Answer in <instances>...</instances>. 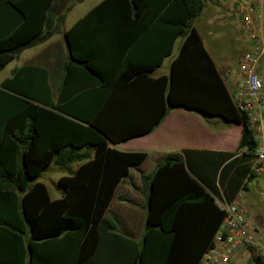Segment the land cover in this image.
<instances>
[{"label": "trees", "instance_id": "1", "mask_svg": "<svg viewBox=\"0 0 264 264\" xmlns=\"http://www.w3.org/2000/svg\"><path fill=\"white\" fill-rule=\"evenodd\" d=\"M0 1L18 17L0 37L2 71L52 35L43 30L55 0ZM205 3L104 0L64 34L67 57L55 99L47 71L36 66L20 67L1 83L0 264L199 263L225 213L214 202L217 191L210 194L181 154H167L142 176L147 207L140 242L117 233L105 212L128 169L147 156L113 146L149 134L174 109L244 126L238 149L246 152L226 184L227 201L254 179L247 117L193 26ZM178 39L169 76L152 77ZM74 163L77 169L58 180L61 197L51 200L37 179L52 164Z\"/></svg>", "mask_w": 264, "mask_h": 264}, {"label": "crops", "instance_id": "2", "mask_svg": "<svg viewBox=\"0 0 264 264\" xmlns=\"http://www.w3.org/2000/svg\"><path fill=\"white\" fill-rule=\"evenodd\" d=\"M102 1L104 0H55L52 3L51 10L47 13V22L43 30L44 33L48 31L51 32L52 35L45 42L23 50L10 61L4 69L0 71V75L17 59L20 58L22 63L13 69L9 75L0 78V85L5 79L10 78L13 72L18 68L27 65L36 66L47 71L48 83L52 88L53 98L55 99L56 88L62 77L63 66L67 57L64 34L70 30L79 19L84 17L92 8ZM234 1L235 0H206L204 11H206V15L209 16V18L206 22L200 24L194 23L200 16L193 21V26L200 35L203 46L209 56L210 53L203 41L199 28L202 29L208 24L215 23L217 16H220V14L221 25L226 24V22H224V15L228 14V11L230 12L231 10L230 18H233L231 24L239 30L236 19H234ZM219 11L222 13H219ZM59 16H62L63 19L59 25V29L55 30L57 18ZM17 23L18 17L10 11L5 2L0 1V37L8 35ZM179 40L178 53L182 43L181 39L176 40L172 55L166 58L162 65L152 73V77L169 76L171 61L177 55L174 49ZM37 48L38 50L34 53H26L29 49ZM245 50L246 45L244 44V50H242V52ZM242 52H240V54ZM212 61L230 92L236 81L235 77L228 75V72L231 71L229 70L230 67H219L213 59ZM166 63H168V66H165ZM59 70H62L61 75ZM243 127L242 124L234 122L228 123L216 117L204 118L194 112L174 109L169 111L163 120L149 134L132 138L126 142L113 146L115 149L122 152L147 153L146 159L140 165L132 166L128 169L127 176L122 178L116 186L112 199L106 209L105 217L114 222L116 232H121L136 242L141 241L146 229L147 207V187L142 181V176H149L152 174L156 166L162 163L166 155L170 153L182 155L186 166L188 165V169L190 168L192 173L205 183L211 190H209L210 194L212 193L213 187L220 198L228 196L230 191H228L226 184L230 178L233 177L236 164L241 159L244 152H246L245 148L238 149V145H240L242 138ZM58 169L65 168L58 167ZM253 175L255 179L257 174ZM61 177H59V179ZM254 179L249 181L245 185V189L239 191L233 200L241 204L245 210L246 216L248 215L247 208L242 203L243 196L241 198V192H247L249 190V183L253 182ZM250 222L256 225L254 222ZM239 256H241V254L236 255V258Z\"/></svg>", "mask_w": 264, "mask_h": 264}, {"label": "built area", "instance_id": "3", "mask_svg": "<svg viewBox=\"0 0 264 264\" xmlns=\"http://www.w3.org/2000/svg\"><path fill=\"white\" fill-rule=\"evenodd\" d=\"M234 19L246 50L238 58L231 100L247 117L255 146L251 153L252 174L264 173V76L259 72L264 58V0H235ZM225 213L211 247L198 264H234L236 255L249 252L254 264H264V227L250 222L238 201H214Z\"/></svg>", "mask_w": 264, "mask_h": 264}, {"label": "rangeland", "instance_id": "4", "mask_svg": "<svg viewBox=\"0 0 264 264\" xmlns=\"http://www.w3.org/2000/svg\"><path fill=\"white\" fill-rule=\"evenodd\" d=\"M230 12L228 11V14L224 15V22H226V24L221 25L220 14V16H217V19L215 18V23L208 24L202 29L199 28V31L214 62L219 67L229 66V70L236 71L238 64L237 58L240 52L244 50V43L240 39L239 30L233 27L231 24V22H233V18H230ZM219 13L222 12L219 11ZM208 18L209 16L206 15V11L203 10L200 17L195 20L194 23H204ZM179 42L180 40L175 46V54L177 53ZM37 50L38 48L29 49L26 51V53H34ZM21 63V59H17L4 71V73L0 75V78L9 75V73H11V71L18 67ZM262 64L264 65V58L262 60ZM165 66H168V63H166ZM59 73L61 75L62 70H59ZM77 166L78 163H74L65 169H58V167H56L55 165H50V167L46 171L41 173L38 181L46 186L51 199H58L61 197V193L57 188L59 177L63 175H69L71 172L73 173ZM241 198L243 200L242 203L247 208V218L250 219V221L254 222L256 225L264 227V173H259L256 175L253 182L249 183V190L247 192H241ZM117 233L125 236L121 232ZM249 258V252H243L241 256L234 259V264H250L248 260Z\"/></svg>", "mask_w": 264, "mask_h": 264}, {"label": "flooded vegetation", "instance_id": "5", "mask_svg": "<svg viewBox=\"0 0 264 264\" xmlns=\"http://www.w3.org/2000/svg\"><path fill=\"white\" fill-rule=\"evenodd\" d=\"M259 72L264 76V65L262 63H261Z\"/></svg>", "mask_w": 264, "mask_h": 264}, {"label": "water", "instance_id": "6", "mask_svg": "<svg viewBox=\"0 0 264 264\" xmlns=\"http://www.w3.org/2000/svg\"><path fill=\"white\" fill-rule=\"evenodd\" d=\"M104 136V135H103Z\"/></svg>", "mask_w": 264, "mask_h": 264}]
</instances>
